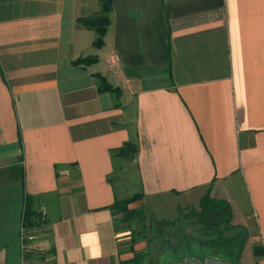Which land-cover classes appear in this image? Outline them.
<instances>
[{
  "label": "crops",
  "instance_id": "obj_1",
  "mask_svg": "<svg viewBox=\"0 0 264 264\" xmlns=\"http://www.w3.org/2000/svg\"><path fill=\"white\" fill-rule=\"evenodd\" d=\"M102 12L0 0V264H23V238L54 264L128 262L147 241L112 205L135 194L149 220L226 200L251 230L242 260L264 248V0H112L96 47L78 20ZM128 175L130 196L113 178Z\"/></svg>",
  "mask_w": 264,
  "mask_h": 264
},
{
  "label": "trees",
  "instance_id": "obj_2",
  "mask_svg": "<svg viewBox=\"0 0 264 264\" xmlns=\"http://www.w3.org/2000/svg\"><path fill=\"white\" fill-rule=\"evenodd\" d=\"M100 1L102 14L78 20L85 27L96 31L97 37L94 41L96 47L104 43V36L110 23L109 14L112 11V0ZM86 62L84 58L77 60V63ZM99 77L106 85V78ZM106 88L113 89L109 85ZM132 152H135V148ZM141 199V194H135L112 205V209L118 216V222L127 227L124 228L129 231L132 245L142 240L147 241V247L143 250H134L132 246V250L135 251L134 256L123 264H147V257L154 251L153 246L159 244L169 246L177 259L189 255L204 261L209 255L216 254L231 260L234 264H242L251 230L246 224L234 220L232 206L228 201L212 198L208 193L201 199L199 207L180 208L175 219L152 218L149 220L141 207H130L132 203ZM43 216L35 211V199L27 196L23 229L31 230L41 227L45 223ZM29 242L28 238H23V264H30L33 260L39 261L40 264H54L47 262L48 253L36 252L29 246ZM253 253L256 258L264 255L263 246L255 243ZM49 254H54V251H50ZM148 264H160V262L151 258Z\"/></svg>",
  "mask_w": 264,
  "mask_h": 264
},
{
  "label": "rangeland",
  "instance_id": "obj_3",
  "mask_svg": "<svg viewBox=\"0 0 264 264\" xmlns=\"http://www.w3.org/2000/svg\"><path fill=\"white\" fill-rule=\"evenodd\" d=\"M128 166L129 165L125 166L123 168V170L125 172H129L130 170L133 171V169L131 167L129 168ZM128 177H129V175L125 178H123V177H119V178L113 177V178L115 179V183L118 186H120V188L124 187L126 195L130 196V195L134 194L133 190L140 186V181L136 180L134 178H128ZM135 177L138 178L137 176H135ZM132 196H134V195H132ZM172 219H175V218H172ZM252 238H253L254 242L258 243V232L257 231L253 232ZM253 246L248 247V251L244 257V260H242V264H252V263L253 264H260L259 261L257 262L255 259L256 257L254 256V253H253ZM153 248H154V251H152V254L147 257V264L151 258H154L155 261L160 262V264H169L170 261H174L177 259V257H175V255L171 252V249L169 246H162L161 244H159V245L153 246ZM208 252L214 253L213 251H208ZM214 256L221 257V256L216 255V254Z\"/></svg>",
  "mask_w": 264,
  "mask_h": 264
},
{
  "label": "water",
  "instance_id": "obj_4",
  "mask_svg": "<svg viewBox=\"0 0 264 264\" xmlns=\"http://www.w3.org/2000/svg\"><path fill=\"white\" fill-rule=\"evenodd\" d=\"M169 264H234V263L229 259L214 255H209L204 261L186 255L184 258H179L174 261H170Z\"/></svg>",
  "mask_w": 264,
  "mask_h": 264
},
{
  "label": "built area",
  "instance_id": "obj_5",
  "mask_svg": "<svg viewBox=\"0 0 264 264\" xmlns=\"http://www.w3.org/2000/svg\"><path fill=\"white\" fill-rule=\"evenodd\" d=\"M109 65H110V69L113 71V72H117L120 68V60L118 58H111L109 60Z\"/></svg>",
  "mask_w": 264,
  "mask_h": 264
}]
</instances>
